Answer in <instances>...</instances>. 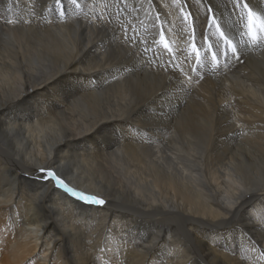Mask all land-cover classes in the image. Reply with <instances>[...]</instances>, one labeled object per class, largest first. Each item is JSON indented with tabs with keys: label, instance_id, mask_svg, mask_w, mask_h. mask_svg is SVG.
<instances>
[{
	"label": "bare ground",
	"instance_id": "bare-ground-1",
	"mask_svg": "<svg viewBox=\"0 0 264 264\" xmlns=\"http://www.w3.org/2000/svg\"><path fill=\"white\" fill-rule=\"evenodd\" d=\"M63 3L0 0V264H264V45L214 69L180 11L203 44L207 0Z\"/></svg>",
	"mask_w": 264,
	"mask_h": 264
},
{
	"label": "snow or ice",
	"instance_id": "snow-or-ice-1",
	"mask_svg": "<svg viewBox=\"0 0 264 264\" xmlns=\"http://www.w3.org/2000/svg\"><path fill=\"white\" fill-rule=\"evenodd\" d=\"M82 2L83 0H68V4L77 9L81 8ZM118 2H123V0H118ZM149 2H151V0H149ZM54 5L55 7L50 6L48 10L54 11L62 17L66 15L67 9L64 6L63 0H54ZM229 5L231 6V11L228 15L235 13L237 21L242 22L243 32L241 33V36L247 37V40L242 38L240 44L242 45L247 43L253 46L264 45V7H259V10H257V6L252 4V0H226L224 6L225 10H227ZM204 8L206 12L205 20L207 22V29H205L203 33V44L197 41L195 25L196 17L192 12H185L183 7L180 8L181 13H183L184 20L192 21L191 50L194 54L196 65L204 63L203 56H206L208 52H211V60L213 62L212 66L214 69L219 66L220 57H223L225 61H230L232 59L239 61L241 55L239 46L237 43H234L233 39L227 34L221 23V20L224 17V11H221L217 5L213 4L212 0H207V3L204 4ZM217 13L220 14L217 15ZM96 18L100 20L101 26L110 22L105 21L102 16H98ZM4 22L8 24L16 23V21L13 20H6ZM91 22L93 21H90V23ZM209 29H214V31L209 32ZM124 35L126 40L135 39V37H128L126 32ZM210 36L216 37L215 44L210 42ZM160 42L163 44V48L170 54V64L172 68L179 69V65L174 63L176 59V52H174L173 48L169 44V41L165 38L163 31L160 33ZM205 44L206 46H204ZM201 47H203V56ZM213 48L216 50L213 51ZM147 50V48L143 49V51ZM192 70L195 71L196 69L193 68ZM180 71H183V69H180ZM188 79L190 82L192 78L189 76ZM40 172L42 174L40 177L41 179L44 181L54 182L55 187L63 189L65 193L70 194L71 197H74L77 201L84 205L103 206L107 203L105 199L97 194H93L87 190L70 187L69 184L65 182V179L58 175L52 168H41ZM262 203H264V201H262ZM232 215L234 216L235 213H232ZM250 221H256V217L251 213ZM255 227L260 229L261 240H264V216L259 218V221L255 223Z\"/></svg>",
	"mask_w": 264,
	"mask_h": 264
},
{
	"label": "rangeland",
	"instance_id": "rangeland-1",
	"mask_svg": "<svg viewBox=\"0 0 264 264\" xmlns=\"http://www.w3.org/2000/svg\"><path fill=\"white\" fill-rule=\"evenodd\" d=\"M233 41H234V40H233ZM234 43H235V42H234ZM238 44H239V43H238ZM238 44H237V45H238ZM238 46L240 47L241 44H239ZM252 46H253V45H252ZM150 47H153V48H154V47H157V46L154 45V44H152V45H150ZM150 47H149V48H150ZM250 47H251V46H250ZM157 49H158V48H157ZM155 51H157V50H155ZM208 57L211 58V52H208Z\"/></svg>",
	"mask_w": 264,
	"mask_h": 264
}]
</instances>
